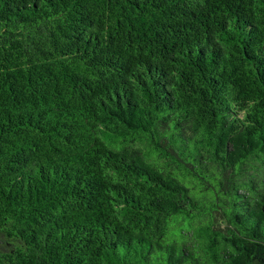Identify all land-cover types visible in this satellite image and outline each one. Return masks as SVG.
<instances>
[{
  "label": "trees",
  "instance_id": "1",
  "mask_svg": "<svg viewBox=\"0 0 264 264\" xmlns=\"http://www.w3.org/2000/svg\"><path fill=\"white\" fill-rule=\"evenodd\" d=\"M0 264H264V0H0Z\"/></svg>",
  "mask_w": 264,
  "mask_h": 264
}]
</instances>
